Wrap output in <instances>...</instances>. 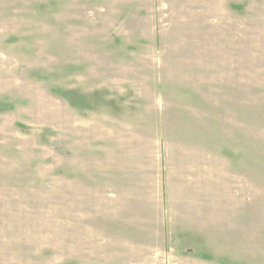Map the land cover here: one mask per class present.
Masks as SVG:
<instances>
[{
  "label": "rangeland",
  "instance_id": "obj_1",
  "mask_svg": "<svg viewBox=\"0 0 264 264\" xmlns=\"http://www.w3.org/2000/svg\"><path fill=\"white\" fill-rule=\"evenodd\" d=\"M0 264H264V0H0Z\"/></svg>",
  "mask_w": 264,
  "mask_h": 264
}]
</instances>
